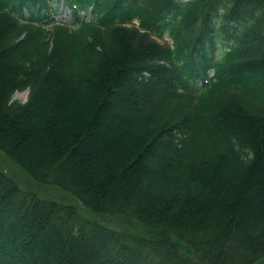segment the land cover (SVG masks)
Wrapping results in <instances>:
<instances>
[{
    "label": "trees",
    "instance_id": "trees-1",
    "mask_svg": "<svg viewBox=\"0 0 264 264\" xmlns=\"http://www.w3.org/2000/svg\"><path fill=\"white\" fill-rule=\"evenodd\" d=\"M0 150L148 227L0 168V264H264V0H0Z\"/></svg>",
    "mask_w": 264,
    "mask_h": 264
},
{
    "label": "rangeland",
    "instance_id": "rangeland-1",
    "mask_svg": "<svg viewBox=\"0 0 264 264\" xmlns=\"http://www.w3.org/2000/svg\"><path fill=\"white\" fill-rule=\"evenodd\" d=\"M54 19L61 20L62 17H70L69 12L60 9L53 14ZM89 16V13L86 14V17ZM27 97V92H17L14 95V98L24 101ZM110 150H108L109 152ZM0 168L13 177L16 182L19 184L21 189L24 191L35 192L38 196L55 200L60 204L69 203L75 206L81 216L86 219H96L102 224L111 227L117 230H127L131 232H135L138 234H144L147 232V226L138 222L137 220L128 219L121 216H115L110 214H95L85 206L77 203L73 196L68 192L62 190L61 188L49 184H38L33 179L29 178L26 173L18 166L12 158H10L7 154H5L2 150H0ZM173 239V237H171Z\"/></svg>",
    "mask_w": 264,
    "mask_h": 264
}]
</instances>
